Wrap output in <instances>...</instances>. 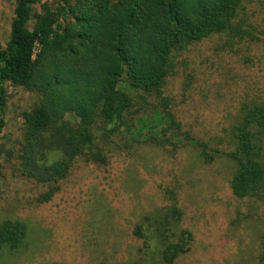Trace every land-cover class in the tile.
I'll return each mask as SVG.
<instances>
[{
  "label": "rangeland",
  "instance_id": "rangeland-1",
  "mask_svg": "<svg viewBox=\"0 0 264 264\" xmlns=\"http://www.w3.org/2000/svg\"><path fill=\"white\" fill-rule=\"evenodd\" d=\"M17 1L0 0L1 49L10 40ZM51 2L42 0L35 11ZM240 19L254 38L212 35L178 53L161 100L135 103L130 127L99 143L106 161L79 158L57 183L22 174L16 148L24 137L23 114L39 95L6 83L0 225L21 221L27 231L19 248L0 246V264H161L155 257L141 260L143 242L134 229L144 215L172 205L183 212L180 227L193 235L190 251L174 264L259 263L264 208L234 196L230 180L236 166L226 153L235 150L232 131L243 105L264 101V0H247ZM39 53L37 46L34 58ZM155 103L182 124L184 135L171 144L159 143L162 113L151 114ZM67 119L77 121L73 115ZM188 132L215 151L213 162L200 156ZM59 156L53 151L48 161ZM48 193L53 195L45 201Z\"/></svg>",
  "mask_w": 264,
  "mask_h": 264
},
{
  "label": "trees",
  "instance_id": "trees-1",
  "mask_svg": "<svg viewBox=\"0 0 264 264\" xmlns=\"http://www.w3.org/2000/svg\"><path fill=\"white\" fill-rule=\"evenodd\" d=\"M41 1H17L10 40L0 48L2 111L6 83L39 95L34 108L23 114L24 137L16 150L22 174L41 184L65 179L79 158L104 163L99 143L130 127L135 103L161 100L178 53L212 35L224 34L231 41L254 38L240 19L247 0H52L36 12ZM37 46L40 53L34 58ZM157 104L151 114L162 113ZM157 117L164 137L160 144L184 135L172 117ZM5 125L2 117L0 134ZM189 136L200 156L213 162L215 151ZM232 137L235 150L226 153L236 166L232 193L264 208V101L243 105ZM53 151L60 156L49 162ZM1 153L0 148V158ZM1 179L0 165V186ZM52 195L46 194L45 201ZM182 218L181 209L172 205L140 219L134 236L143 242L141 260L155 257L174 264L190 251L193 235L180 227ZM26 231L21 221H5L0 246L19 248ZM258 264H264V237Z\"/></svg>",
  "mask_w": 264,
  "mask_h": 264
}]
</instances>
